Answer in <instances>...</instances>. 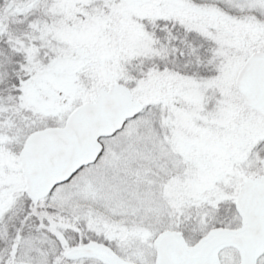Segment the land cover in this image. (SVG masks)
<instances>
[{"label":"snow or ice","instance_id":"6c2138e0","mask_svg":"<svg viewBox=\"0 0 264 264\" xmlns=\"http://www.w3.org/2000/svg\"><path fill=\"white\" fill-rule=\"evenodd\" d=\"M0 264H264V0H0Z\"/></svg>","mask_w":264,"mask_h":264}]
</instances>
